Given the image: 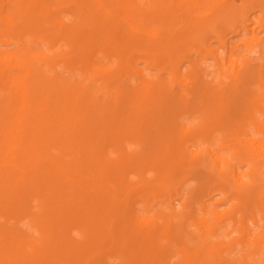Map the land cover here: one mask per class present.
<instances>
[{"label": "bare ground", "instance_id": "obj_1", "mask_svg": "<svg viewBox=\"0 0 264 264\" xmlns=\"http://www.w3.org/2000/svg\"><path fill=\"white\" fill-rule=\"evenodd\" d=\"M111 258L264 264V0H0V264Z\"/></svg>", "mask_w": 264, "mask_h": 264}, {"label": "rangeland", "instance_id": "obj_2", "mask_svg": "<svg viewBox=\"0 0 264 264\" xmlns=\"http://www.w3.org/2000/svg\"><path fill=\"white\" fill-rule=\"evenodd\" d=\"M243 47V46H241ZM249 56L252 58L254 56L253 53H250ZM191 59H194L196 65L198 66L199 70L201 72H205V71H208L210 69H212V67L210 66L213 62H212V59L210 57H204V56H201V55H198L196 56L195 54H193L191 57ZM198 183V176L195 175V176H191L189 178L186 179L185 181V184L183 186L184 191L185 192H188L191 188H193L194 186H196V184ZM156 205L157 206H161L162 208H165V204L161 203L159 201V199H156ZM141 208V207H140ZM24 229H27V230H30V225L27 224V223H23L21 225ZM31 234L35 235V232L34 231H30ZM70 234H71V237L75 240H79L80 237H81V230L79 227H72L71 230H70ZM231 236H236V233H232ZM238 249V248H237ZM238 251V250H237ZM231 257L235 256L234 252L230 254ZM113 259V258H111ZM117 260H112L110 261V264H116Z\"/></svg>", "mask_w": 264, "mask_h": 264}]
</instances>
